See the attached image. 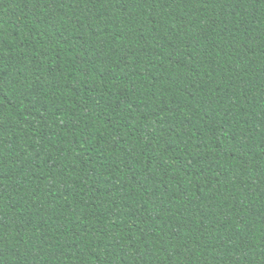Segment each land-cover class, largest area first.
<instances>
[{
  "label": "trees",
  "instance_id": "1",
  "mask_svg": "<svg viewBox=\"0 0 264 264\" xmlns=\"http://www.w3.org/2000/svg\"><path fill=\"white\" fill-rule=\"evenodd\" d=\"M0 264H264V0H0Z\"/></svg>",
  "mask_w": 264,
  "mask_h": 264
}]
</instances>
